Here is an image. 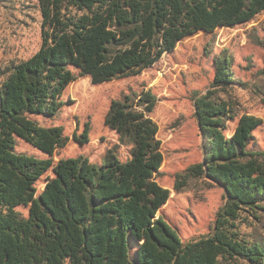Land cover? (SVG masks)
I'll use <instances>...</instances> for the list:
<instances>
[{
    "label": "trees",
    "instance_id": "trees-1",
    "mask_svg": "<svg viewBox=\"0 0 264 264\" xmlns=\"http://www.w3.org/2000/svg\"><path fill=\"white\" fill-rule=\"evenodd\" d=\"M44 47L1 72L0 84V264H264V244L249 241L237 222L243 212L264 210V150L252 145L260 121L244 117L224 135L233 113L213 95L236 83L233 58L215 57L210 96L194 92L196 117L205 138L206 176L224 190L212 232L177 249L159 227L137 225L120 214L124 199L113 185L110 156L92 163L81 156L76 182L62 198L48 197L28 216L14 195L46 173L34 155L17 151V138L31 136L47 152L68 139L34 116H49L56 90L70 66L99 83L139 74L185 37L252 21L264 0H40ZM264 73V71H263ZM117 217L115 224L105 219Z\"/></svg>",
    "mask_w": 264,
    "mask_h": 264
},
{
    "label": "rangeland",
    "instance_id": "rangeland-1",
    "mask_svg": "<svg viewBox=\"0 0 264 264\" xmlns=\"http://www.w3.org/2000/svg\"><path fill=\"white\" fill-rule=\"evenodd\" d=\"M47 32L40 0H0V74L42 49ZM223 52L233 58L236 79L227 93L213 95L233 109L224 135L232 137L244 117L258 119L251 143L264 150L263 11L235 27L185 37L137 75L99 83L70 66L50 115L33 117L68 142L50 153L31 136L17 138V151L36 156L46 173L14 195L15 209L28 216L46 198H62L77 180L81 156L92 163L110 156L113 185L124 196L120 214L139 230L157 225L173 249L211 233L224 190L206 176L205 138L193 97L213 92L214 59ZM105 220L115 224L117 217ZM237 224L247 240L264 244V210L243 212ZM137 256L138 264H150Z\"/></svg>",
    "mask_w": 264,
    "mask_h": 264
}]
</instances>
